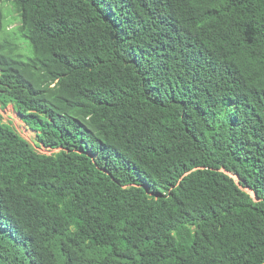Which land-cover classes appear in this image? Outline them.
<instances>
[{
	"label": "trees",
	"instance_id": "16d2710c",
	"mask_svg": "<svg viewBox=\"0 0 264 264\" xmlns=\"http://www.w3.org/2000/svg\"><path fill=\"white\" fill-rule=\"evenodd\" d=\"M1 1L0 264H264V0Z\"/></svg>",
	"mask_w": 264,
	"mask_h": 264
},
{
	"label": "rangeland",
	"instance_id": "374dc122",
	"mask_svg": "<svg viewBox=\"0 0 264 264\" xmlns=\"http://www.w3.org/2000/svg\"><path fill=\"white\" fill-rule=\"evenodd\" d=\"M1 4L5 15V21L7 23V31L12 33V38L19 46V51L25 56L24 59L26 60L32 55L31 52H29L27 46L28 43L25 42L19 33L21 22L15 8L16 5L12 0H2ZM0 113L4 116L6 123H11L24 138L30 141L33 145L36 144V132L29 129L26 124L23 123L15 111L14 105L11 104L7 108H2L0 105Z\"/></svg>",
	"mask_w": 264,
	"mask_h": 264
}]
</instances>
